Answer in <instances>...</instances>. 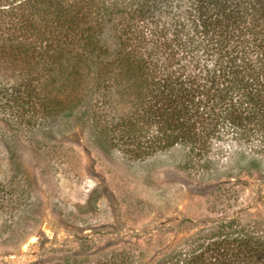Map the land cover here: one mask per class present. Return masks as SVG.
Segmentation results:
<instances>
[{"label":"trees","instance_id":"obj_1","mask_svg":"<svg viewBox=\"0 0 264 264\" xmlns=\"http://www.w3.org/2000/svg\"><path fill=\"white\" fill-rule=\"evenodd\" d=\"M67 122L104 153L179 151L210 176L222 145L224 178L264 180V0H0V146ZM150 264H264V227L224 215Z\"/></svg>","mask_w":264,"mask_h":264},{"label":"rangeland","instance_id":"obj_2","mask_svg":"<svg viewBox=\"0 0 264 264\" xmlns=\"http://www.w3.org/2000/svg\"><path fill=\"white\" fill-rule=\"evenodd\" d=\"M61 129L54 142L38 132L36 147L7 145L12 156L0 146V264L86 263L121 251L150 264L224 215L264 227V180L224 178L222 145L210 176L182 167L179 151L134 161L93 148L73 123Z\"/></svg>","mask_w":264,"mask_h":264}]
</instances>
